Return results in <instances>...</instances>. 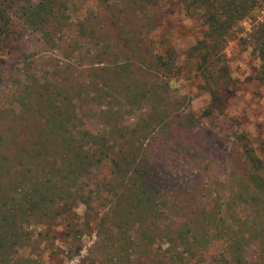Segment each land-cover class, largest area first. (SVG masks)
<instances>
[{
  "label": "rangeland",
  "instance_id": "374dc122",
  "mask_svg": "<svg viewBox=\"0 0 264 264\" xmlns=\"http://www.w3.org/2000/svg\"><path fill=\"white\" fill-rule=\"evenodd\" d=\"M61 1L66 9L59 27L19 29L13 53L5 57L7 81L0 109L13 106L14 82L25 79L26 68L36 80L28 83L36 82L37 90L42 86L57 102L65 97L79 105L90 100L81 114L91 130H104L107 115L111 127L119 125L127 133L141 118L148 122L157 94L131 109L126 90L117 85L135 84L144 92L155 83L169 84L170 90L158 88L167 106L166 126L155 132L152 124L154 136L140 143L159 158L155 183L169 202L170 218L180 225L205 220L212 235L218 221L231 231L246 224L242 238L255 246L248 228L258 210L257 195L246 190L244 148H252L264 162V60L255 51V31H245L248 15L220 39L208 36L201 10L188 9L185 0ZM127 64L132 74L118 77ZM177 141L183 146L172 150ZM102 202L95 201L92 210L81 204L70 215L62 211L60 218L46 223L10 217V224H0V242L22 263L107 264L113 258L121 264H159L173 254L171 245L157 237L143 246L137 230L128 234L135 248L127 251L111 223L100 235L97 224L108 212ZM74 216L67 227L65 217ZM222 253L225 246L213 243L191 264H216Z\"/></svg>",
  "mask_w": 264,
  "mask_h": 264
},
{
  "label": "trees",
  "instance_id": "16d2710c",
  "mask_svg": "<svg viewBox=\"0 0 264 264\" xmlns=\"http://www.w3.org/2000/svg\"><path fill=\"white\" fill-rule=\"evenodd\" d=\"M185 1L188 9L201 10L211 31L208 36L220 39L249 15L256 3V0ZM64 7L61 0H0V93L7 81L5 57L13 53L14 38L21 26L36 31L59 27L64 20ZM254 40L255 51L264 60V27L254 32ZM130 67L127 64L117 76L131 75ZM24 69L25 79L14 82L16 89L11 91L15 105L0 109V224H10V217L46 223L48 219L60 218L62 211L70 215V210L81 204L92 210L95 201L101 205L104 201L108 212L97 224L100 235L107 231L104 225L111 223L120 232L127 251L135 248L128 236L132 230H137V239L143 246L154 243L157 237L170 244L173 253L166 254L159 264H191L193 257L219 242L226 253L218 256L216 264H264V162L254 155L252 148L244 149L248 168L246 190L257 195L258 210L252 227L248 228V235L256 240L255 246L246 244L242 238L246 224L231 231L230 226L224 228V223L218 221L212 235L205 220L192 225L185 220L180 225L176 218H170L169 202L155 183L159 158L150 147L140 143L154 136L152 124L155 132H163L166 126L167 106L163 104L164 92L158 88L170 90L169 84L155 83L152 89L147 86L143 92L135 84L119 83L117 87L126 90L131 109L151 94H157L148 122L144 121L146 117L141 118L126 133L118 129L119 125L111 127L110 117L105 115V129L95 132L83 122L81 114L90 100L79 105L75 98L65 97L57 102L42 91V86L41 91L37 90L36 82L29 84L31 79L36 80ZM95 94L101 97L97 91ZM190 122L195 124L193 116ZM176 146L183 144L177 141L172 150ZM65 220L67 227H72L75 216ZM106 263L121 264V261L112 258ZM0 264H37V261L22 263L0 242Z\"/></svg>",
  "mask_w": 264,
  "mask_h": 264
},
{
  "label": "built area",
  "instance_id": "2783aa9c",
  "mask_svg": "<svg viewBox=\"0 0 264 264\" xmlns=\"http://www.w3.org/2000/svg\"><path fill=\"white\" fill-rule=\"evenodd\" d=\"M246 33L257 31L264 27V0H256L255 6L243 20Z\"/></svg>",
  "mask_w": 264,
  "mask_h": 264
}]
</instances>
